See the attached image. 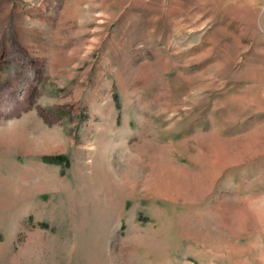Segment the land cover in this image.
Wrapping results in <instances>:
<instances>
[{"label": "rangeland", "instance_id": "rangeland-1", "mask_svg": "<svg viewBox=\"0 0 264 264\" xmlns=\"http://www.w3.org/2000/svg\"><path fill=\"white\" fill-rule=\"evenodd\" d=\"M0 264H264V0H0Z\"/></svg>", "mask_w": 264, "mask_h": 264}, {"label": "trees", "instance_id": "trees-1", "mask_svg": "<svg viewBox=\"0 0 264 264\" xmlns=\"http://www.w3.org/2000/svg\"><path fill=\"white\" fill-rule=\"evenodd\" d=\"M47 160L50 161V162H56V163H60V162H64L65 159L62 155L60 156H50V157H47Z\"/></svg>", "mask_w": 264, "mask_h": 264}, {"label": "bare ground", "instance_id": "bare-ground-1", "mask_svg": "<svg viewBox=\"0 0 264 264\" xmlns=\"http://www.w3.org/2000/svg\"><path fill=\"white\" fill-rule=\"evenodd\" d=\"M12 135H13V134H12ZM15 136H16V133H15ZM18 171H19L20 174H22V172H23L22 170H18Z\"/></svg>", "mask_w": 264, "mask_h": 264}]
</instances>
